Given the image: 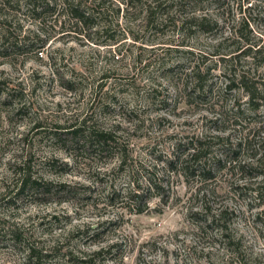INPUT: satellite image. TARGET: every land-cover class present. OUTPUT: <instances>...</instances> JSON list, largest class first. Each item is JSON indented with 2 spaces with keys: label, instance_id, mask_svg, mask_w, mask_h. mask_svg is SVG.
<instances>
[{
  "label": "rangeland",
  "instance_id": "obj_1",
  "mask_svg": "<svg viewBox=\"0 0 264 264\" xmlns=\"http://www.w3.org/2000/svg\"><path fill=\"white\" fill-rule=\"evenodd\" d=\"M90 257L264 264V0H0V264Z\"/></svg>",
  "mask_w": 264,
  "mask_h": 264
},
{
  "label": "trees",
  "instance_id": "obj_2",
  "mask_svg": "<svg viewBox=\"0 0 264 264\" xmlns=\"http://www.w3.org/2000/svg\"><path fill=\"white\" fill-rule=\"evenodd\" d=\"M37 8H39V6H34L33 5V8L32 10L33 11H36ZM69 11L71 13V16L73 19L76 20V22L82 24V23H85L86 20H88V17H84L81 13L78 12V9L77 7H74L73 5L70 6L69 8ZM241 84H242V87L244 88V91L245 93L248 95L249 99L251 102H253V100L255 99V96H256V93H257V90L252 88L250 89L249 87H247V82L245 81V77L242 75L239 77V80H238ZM69 134H71L74 138H77L79 136V134H82V131L80 132V129H77V128H74L72 129L71 131H68ZM88 137L90 139H93L95 144L97 143L98 144V147L102 148L108 141H107V138H108V135L105 134V133H98V132H95V131H89V135ZM100 145V146H99ZM202 146V145H200ZM198 150H196L191 156H192V160L188 161V160H185V161H182L180 163V169L182 170L183 174L186 175V172H188L190 174V172H194V169L193 167L191 166V162H193L194 160H201V156L202 154H204V148L203 147H199L197 148ZM202 171V169H201ZM21 176H20V179H19V188H18V193H24L25 192V189L27 187H32V188H40L41 185H39L38 183H36V181H30L29 180V175L26 173V171L22 170V173H20ZM193 174V173H192ZM187 176V175H186ZM138 195H133L132 197H137ZM141 212V211H139ZM30 255H33V251H30L29 253ZM83 264H93L92 263V259L91 257L90 258H85L82 260Z\"/></svg>",
  "mask_w": 264,
  "mask_h": 264
}]
</instances>
